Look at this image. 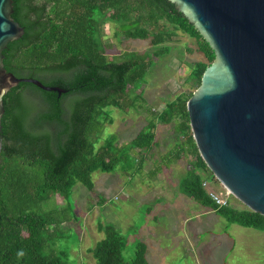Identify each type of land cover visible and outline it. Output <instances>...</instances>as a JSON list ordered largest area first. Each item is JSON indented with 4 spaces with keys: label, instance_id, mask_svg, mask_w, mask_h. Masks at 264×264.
I'll return each instance as SVG.
<instances>
[{
    "label": "trees",
    "instance_id": "trees-1",
    "mask_svg": "<svg viewBox=\"0 0 264 264\" xmlns=\"http://www.w3.org/2000/svg\"><path fill=\"white\" fill-rule=\"evenodd\" d=\"M12 19L23 36L2 51L6 72L18 79H34L47 87L67 91L44 92L19 84L3 98L0 133V264H70L65 252L54 247L65 236L62 227L77 222L71 190L81 184L94 193L92 174L112 173L118 166L133 167L131 151L147 152L155 145L156 124H174L185 139L170 162L183 152L194 163L178 185L179 192L213 211L227 223L264 232V217L246 208H218L203 182L215 180L201 160L189 126L186 104L192 92L178 95L153 122L126 146L94 139L111 123L109 109H137L135 89L143 82L151 59L143 53L108 54L104 26L118 27L127 40L146 41L158 48L154 57L167 54L163 46L177 33L194 40L203 61L189 64L188 82L199 88L214 53L196 28L168 0H12ZM118 35L115 34V38ZM133 95V97H131ZM142 164V161H141ZM56 196L65 206L47 204ZM100 203L104 199L100 198ZM103 238L90 250L95 264H148L147 248L139 243L126 262V238L112 225H100Z\"/></svg>",
    "mask_w": 264,
    "mask_h": 264
},
{
    "label": "rangeland",
    "instance_id": "rangeland-1",
    "mask_svg": "<svg viewBox=\"0 0 264 264\" xmlns=\"http://www.w3.org/2000/svg\"><path fill=\"white\" fill-rule=\"evenodd\" d=\"M103 33L111 45L108 54L122 59L125 54L143 53L151 59L143 82L135 89V95L141 94L136 102L139 108L128 112L109 109L111 123L94 139L97 148L111 137L117 146H126L153 122L150 113L161 112L181 93L194 94L198 90L187 81L188 65L203 61V57L196 52L194 40L181 33L163 45L169 52L157 58L153 53L158 48L146 41L127 40L114 24H105ZM155 136L151 150L131 151L130 170L120 165L112 173H93L94 193L75 184L70 201L78 221L62 227L65 239L54 249L65 252L70 264H95L89 252L103 238L98 227L112 224L126 238V262L133 258L136 245L142 243L147 248L148 264H264V232L237 225L232 228V224L214 213L208 214L179 192L178 185L194 157L185 151L178 161L170 162L169 157L185 146L174 124L157 123ZM206 183L215 192L225 193L216 179ZM229 203L232 208L245 209L232 196ZM52 205L62 208L65 202L56 196L47 209ZM227 227L231 228L226 231Z\"/></svg>",
    "mask_w": 264,
    "mask_h": 264
},
{
    "label": "water",
    "instance_id": "water-1",
    "mask_svg": "<svg viewBox=\"0 0 264 264\" xmlns=\"http://www.w3.org/2000/svg\"><path fill=\"white\" fill-rule=\"evenodd\" d=\"M168 1L214 53L186 104L198 154L234 199L264 217V0ZM12 3L0 0V133L3 98L19 84L67 93L4 69L2 51L24 33L11 17Z\"/></svg>",
    "mask_w": 264,
    "mask_h": 264
},
{
    "label": "built area",
    "instance_id": "built-area-1",
    "mask_svg": "<svg viewBox=\"0 0 264 264\" xmlns=\"http://www.w3.org/2000/svg\"><path fill=\"white\" fill-rule=\"evenodd\" d=\"M203 188L207 191L208 197L218 208L229 207V197L231 196L228 191L225 190V193H217L209 187L206 182H203Z\"/></svg>",
    "mask_w": 264,
    "mask_h": 264
},
{
    "label": "crops",
    "instance_id": "crops-1",
    "mask_svg": "<svg viewBox=\"0 0 264 264\" xmlns=\"http://www.w3.org/2000/svg\"><path fill=\"white\" fill-rule=\"evenodd\" d=\"M206 209V208H205ZM207 210V213L208 214H213L214 212L213 211H211V210H209V209H206ZM215 214V213H214ZM232 228H234L233 227V225H230ZM231 227H227V229H226V231L228 230V228H231ZM223 236H227V233L226 234H224Z\"/></svg>",
    "mask_w": 264,
    "mask_h": 264
}]
</instances>
